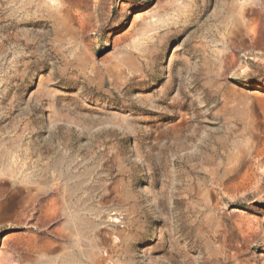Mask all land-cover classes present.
<instances>
[{"label": "rangeland", "instance_id": "1", "mask_svg": "<svg viewBox=\"0 0 264 264\" xmlns=\"http://www.w3.org/2000/svg\"><path fill=\"white\" fill-rule=\"evenodd\" d=\"M72 1L0 0V255L264 264V0Z\"/></svg>", "mask_w": 264, "mask_h": 264}, {"label": "bare ground", "instance_id": "2", "mask_svg": "<svg viewBox=\"0 0 264 264\" xmlns=\"http://www.w3.org/2000/svg\"><path fill=\"white\" fill-rule=\"evenodd\" d=\"M53 3H57L59 1L63 0H50ZM68 1L69 5L67 6L68 11H72L71 9L75 5L72 0H66ZM66 4V3H65ZM82 14V24L84 26L89 25V14ZM243 16L248 18L247 24L244 27H236L234 28V34L236 37H241L243 33H249L252 32V47H254L256 50H264V1H261L258 8L254 7H248L244 9ZM231 55V54H230ZM230 55H227L226 57H231ZM246 102L244 100L241 101L240 104L244 105ZM14 263L13 255H9L6 253H3L0 255V264H12ZM20 263V262H19Z\"/></svg>", "mask_w": 264, "mask_h": 264}]
</instances>
